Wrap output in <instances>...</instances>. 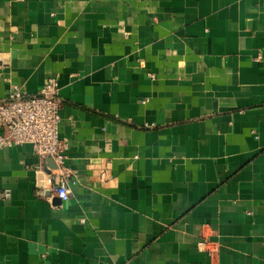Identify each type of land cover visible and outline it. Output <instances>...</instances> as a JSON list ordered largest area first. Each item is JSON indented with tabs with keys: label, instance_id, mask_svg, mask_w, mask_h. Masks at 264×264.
Returning a JSON list of instances; mask_svg holds the SVG:
<instances>
[{
	"label": "crops",
	"instance_id": "obj_1",
	"mask_svg": "<svg viewBox=\"0 0 264 264\" xmlns=\"http://www.w3.org/2000/svg\"><path fill=\"white\" fill-rule=\"evenodd\" d=\"M0 56L76 180L0 149V264H264V0H0Z\"/></svg>",
	"mask_w": 264,
	"mask_h": 264
},
{
	"label": "built area",
	"instance_id": "obj_2",
	"mask_svg": "<svg viewBox=\"0 0 264 264\" xmlns=\"http://www.w3.org/2000/svg\"><path fill=\"white\" fill-rule=\"evenodd\" d=\"M4 62L0 56V78ZM10 83L6 97L0 99V149L30 144L41 158H51L50 191L60 201L69 196V182L75 183L74 174L65 165L68 143L59 137L60 98L58 81L48 77L35 95H27L21 87ZM144 102V101H143ZM153 127V123L144 124ZM43 193V192H42Z\"/></svg>",
	"mask_w": 264,
	"mask_h": 264
},
{
	"label": "water",
	"instance_id": "obj_3",
	"mask_svg": "<svg viewBox=\"0 0 264 264\" xmlns=\"http://www.w3.org/2000/svg\"><path fill=\"white\" fill-rule=\"evenodd\" d=\"M50 159V158H49ZM50 161H52L51 159H50ZM49 192H47V194H48Z\"/></svg>",
	"mask_w": 264,
	"mask_h": 264
}]
</instances>
